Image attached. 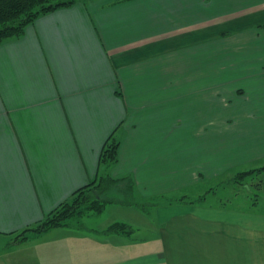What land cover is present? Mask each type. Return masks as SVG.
I'll use <instances>...</instances> for the list:
<instances>
[{"label": "crops", "instance_id": "obj_1", "mask_svg": "<svg viewBox=\"0 0 264 264\" xmlns=\"http://www.w3.org/2000/svg\"><path fill=\"white\" fill-rule=\"evenodd\" d=\"M263 24L264 0H75L0 41V264H264V147L223 141L264 104ZM104 173L131 186L108 222L20 235Z\"/></svg>", "mask_w": 264, "mask_h": 264}, {"label": "trees", "instance_id": "obj_2", "mask_svg": "<svg viewBox=\"0 0 264 264\" xmlns=\"http://www.w3.org/2000/svg\"><path fill=\"white\" fill-rule=\"evenodd\" d=\"M74 1L75 0H0V41L7 37L21 34L24 27L31 23L38 15L55 10L59 7L69 6ZM260 27L264 28V24ZM118 145L119 143L115 138L109 137V141H107L101 151L100 161L105 164L115 162ZM251 172H254V170L239 172L233 180L239 182L243 176ZM117 181L120 180L112 178L106 173L101 174L97 182L78 189L71 197L70 201H73L72 203H69L68 200L61 204L58 208L53 210L44 221L35 227L25 229L20 235L25 234L27 231L42 232L56 226L68 225L70 223L67 220L70 218L72 219L75 213L82 215L86 214L85 212L97 214L102 212L106 203L113 202L114 200L104 199L101 195L107 192L109 187L114 185ZM128 228L129 227L124 223L116 222L111 224L107 228V231L127 233L129 231Z\"/></svg>", "mask_w": 264, "mask_h": 264}, {"label": "rangeland", "instance_id": "obj_3", "mask_svg": "<svg viewBox=\"0 0 264 264\" xmlns=\"http://www.w3.org/2000/svg\"><path fill=\"white\" fill-rule=\"evenodd\" d=\"M261 59L264 61V55H261ZM259 62L261 60L259 59ZM257 90V89H256ZM262 92L261 88L258 89V104H257V111L260 112L259 115L253 119V120H236V121H230L229 124H227L226 128V134H225V147H264V104L260 101V93ZM253 105V100H252ZM261 108V110H260ZM215 136V135H214ZM222 136V135H221ZM212 140H217L218 137L211 136ZM179 139V147H201L202 143L196 141V137L193 139L192 137H178ZM193 139V140H191ZM217 143H213L211 141V147H217ZM242 183V182H241ZM239 182L234 183L235 185H232V189L229 191L225 189L228 193H237L239 195L246 194L244 191L243 184ZM214 186V185H213ZM129 184L126 181H117L114 185L109 187V190L105 193H102L101 197L104 199H126L125 195H127L129 191ZM186 188V186L180 187L178 191L173 193L171 196H177L180 197L183 193H187L190 191H182ZM246 196L250 197L246 194ZM71 200V199H70ZM69 200V203H72ZM63 208V207H62ZM61 208V209H62ZM66 208V206H65ZM90 213V212H85ZM86 214L79 215L78 213H75L72 217V219H68L67 221L69 223H79L82 222L87 226L90 225H101L108 222L109 214L106 211L104 214H94L97 215V217L93 219H88V217L84 216ZM100 215V216H98Z\"/></svg>", "mask_w": 264, "mask_h": 264}]
</instances>
